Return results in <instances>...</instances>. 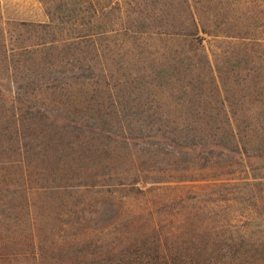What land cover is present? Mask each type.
Returning <instances> with one entry per match:
<instances>
[{
  "label": "rangeland",
  "instance_id": "obj_1",
  "mask_svg": "<svg viewBox=\"0 0 264 264\" xmlns=\"http://www.w3.org/2000/svg\"><path fill=\"white\" fill-rule=\"evenodd\" d=\"M115 1L0 0V110L92 104V87L80 81L101 76V66H111L128 42L146 37L138 38L132 29L125 32L121 11L106 12ZM191 2L200 23L217 32L207 35L204 43L222 85L215 88L201 73L205 70L197 71L198 97L196 79L194 88L182 86L190 74L168 76L165 86L171 87L151 90V103L159 111L150 110L149 121L174 124L183 119L184 105L211 111L202 124L216 131L211 140L226 147L206 144L212 150L209 155L231 162L225 169L231 171H205L218 175L198 181L134 184V166L115 161L116 153L108 156L81 146L85 156L79 158L72 134L60 140L54 132L57 126H37L29 113L18 126L0 117L1 139L16 142L18 130L22 145V155L11 146L0 158V211L5 214L0 221V264H264V153L250 155L258 146L264 152V82L252 87L254 81L247 76L259 57L249 55L246 47L257 46L237 43L239 38L221 31L259 32L258 27H264V0ZM75 26L99 32L95 41L105 48L101 57L84 48L82 69L72 68L67 60L59 65V48L40 46L74 35ZM153 42L166 46V41ZM63 56L67 59V53ZM121 72L107 70L96 85L93 98L102 109L111 105L109 95L117 98L127 90ZM258 75L264 78L262 72ZM73 76L78 83H60L71 82ZM228 106L240 131L238 141L228 134L223 113ZM138 109L134 102L126 104L124 111L120 109L126 113L123 120H136ZM160 113L168 115L158 117ZM160 138L135 139V148L157 140L169 151L164 144L169 140ZM172 159L166 157L168 162ZM252 177L262 183L245 184Z\"/></svg>",
  "mask_w": 264,
  "mask_h": 264
},
{
  "label": "trees",
  "instance_id": "obj_2",
  "mask_svg": "<svg viewBox=\"0 0 264 264\" xmlns=\"http://www.w3.org/2000/svg\"><path fill=\"white\" fill-rule=\"evenodd\" d=\"M191 1L116 0L115 4L108 8L106 12L113 9L118 10V12L121 11L119 15L121 18L120 25H123L125 32L132 29V32L138 34V38L144 35L146 37L142 42H128L125 50L120 53L116 61L113 59L111 66H101V76H88L80 81L81 84L87 82L92 87L93 91L89 96L90 99H93L92 104H85L84 107L68 105L43 106L36 109L11 108L5 111L0 110V117L12 119L14 124L18 126L22 123L24 115L29 113V119L32 122L37 121V126L43 124H50V127L51 125L57 126L54 127L57 130L54 132L58 134L60 140L63 139L64 135L72 134V140L79 145L77 152L79 158L85 156V152L80 149L81 146H83V150H91L93 153L96 150H100L99 153H105L108 156L116 153L115 161L130 162L134 166L131 178V182L134 184L148 181H198L218 175L205 174V171H218L220 174L229 173L231 170L225 169L231 165V162L218 158L212 159L209 155L212 150L207 145L226 147L219 141L211 140L215 138L216 131L208 128V125L204 126L202 124L203 121L208 122L212 114L211 111L206 108L184 105L185 115L183 119L176 121L174 124L149 121L153 114L149 111L158 110L151 103V90L171 87L165 86L166 81L171 79L168 76L190 74L191 78L182 86L194 88L192 81L196 79L195 90L201 82L199 81L201 73L208 76L215 88L219 89L222 85V76H220L218 70L216 72V69H214L210 51L204 43L207 35H216L217 32L215 29L200 23V18ZM44 26H50V24ZM88 28L75 26V29L78 30L74 32V35H70L65 39L55 38L49 42H41L40 46L42 48H59V65H62L63 60H67L72 68L82 69L85 65L84 48L92 49L100 57L105 49L95 41V36L99 32L90 31ZM258 28H261L258 30L259 32L253 28V32L245 30L234 32V34H228V32H224L225 30H221L224 33L223 35L239 38L240 41H236L237 43L245 46L249 44L257 46L256 49L253 46L246 47L249 55L253 54L259 57L255 66L247 69V76L250 74L249 80L254 81L250 82L252 87L256 85L261 87L264 82V78L258 75L260 72L264 74V27ZM156 39L166 41V46L153 42ZM64 53H67V59L64 58ZM107 70L122 71L121 79L127 90H124L121 95L117 94V98L109 95L112 99L111 105L104 106L102 109L96 102L97 98L93 97L98 91L96 85H101V77L107 76ZM200 70L205 71L201 72ZM197 71L201 73L195 75L194 73ZM71 78H73L71 82L64 80L60 83L64 85L78 83L76 76ZM163 78H166V80L164 81ZM244 79H247V77L245 76ZM54 86H58V84ZM129 87L131 89L128 90ZM173 88L172 90L175 89ZM133 92L137 94L131 96ZM195 92L198 97L201 95L197 90ZM156 93L158 95L162 94V92ZM70 95L69 92L68 96ZM151 97L155 99L156 94ZM126 99L140 107V109L135 110L138 118L134 121H124L122 118L126 113L120 112V109L124 111L126 104L130 103L125 102ZM185 100L188 101L186 98ZM2 112L4 114H1ZM223 113L229 125L228 134H231V137L235 140H240V131L237 130L234 124V113H232L230 106L223 108ZM161 115L166 117L168 114L160 113L158 117H161ZM205 115L207 116L206 120H204ZM106 123L108 126L105 125ZM215 128L218 129L219 127L216 126ZM40 132L44 133L45 131L40 130ZM15 137L16 142H9L0 137V158L4 156V150L6 151L11 146L22 155L18 130ZM145 137L155 139L161 137L160 139L169 140L164 144L168 145L170 150L168 151V148L164 146L165 150L160 144H157V140H150L147 145L135 148L134 140ZM241 148L243 146L238 147L239 151L242 150ZM260 150H262V147L258 146L257 150H254L255 152L250 155L260 157L264 153ZM139 152L141 154H138ZM222 152H220L221 155ZM242 154L241 151L240 156ZM166 157L173 159L168 162ZM146 162L152 166L144 169V163ZM168 164L167 168L159 167ZM246 181L248 182L245 184L251 186L262 183L260 179L255 180L253 177L251 180ZM3 218H5V214L1 210V222H3Z\"/></svg>",
  "mask_w": 264,
  "mask_h": 264
}]
</instances>
